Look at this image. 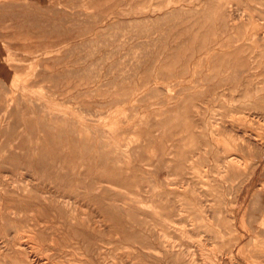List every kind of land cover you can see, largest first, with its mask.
Wrapping results in <instances>:
<instances>
[{
	"label": "rangeland",
	"instance_id": "1",
	"mask_svg": "<svg viewBox=\"0 0 264 264\" xmlns=\"http://www.w3.org/2000/svg\"><path fill=\"white\" fill-rule=\"evenodd\" d=\"M0 264H264V0H0Z\"/></svg>",
	"mask_w": 264,
	"mask_h": 264
}]
</instances>
